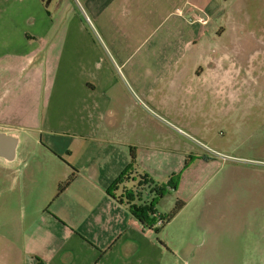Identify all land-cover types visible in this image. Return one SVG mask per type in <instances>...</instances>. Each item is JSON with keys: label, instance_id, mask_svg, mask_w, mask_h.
Wrapping results in <instances>:
<instances>
[{"label": "crops", "instance_id": "obj_1", "mask_svg": "<svg viewBox=\"0 0 264 264\" xmlns=\"http://www.w3.org/2000/svg\"><path fill=\"white\" fill-rule=\"evenodd\" d=\"M47 1L0 0V132L17 137L18 149L28 130L74 134L100 154L80 157L72 166L49 157L48 171L41 168L39 174L15 169L24 157L0 158V197L10 196L11 214L4 219L0 213V264H178V252L155 231L148 234L110 194L122 195V188L113 192V186L131 172L136 179L140 174L158 183L162 179L141 158L143 148L158 146L146 143L130 124L137 104L123 114L113 107L110 91L115 66L122 63L130 65L135 85L141 67L149 68L150 85L140 94L155 98L162 82L150 69L161 68L157 52L163 45L148 44L146 37L159 33L173 16L164 12L172 0H51L48 6ZM185 1L204 17L215 13L213 0ZM173 17L170 35L179 30ZM202 80L217 82L216 93L226 99V71ZM20 209L21 220L14 219Z\"/></svg>", "mask_w": 264, "mask_h": 264}, {"label": "rangeland", "instance_id": "obj_2", "mask_svg": "<svg viewBox=\"0 0 264 264\" xmlns=\"http://www.w3.org/2000/svg\"><path fill=\"white\" fill-rule=\"evenodd\" d=\"M213 1L215 13L205 12L204 17L185 0H172L164 12L178 17L179 30L170 35L172 16L159 33L147 35L146 43L163 45L157 52L161 68L150 69L162 82L154 99L140 94L150 85L149 68L141 67L135 85L130 65L124 68L122 63L115 66L110 94L113 107L123 114L137 104L130 124L140 129L137 133L146 143L158 146L156 151L143 148L144 166L162 178L161 184L173 180L178 187L167 189L158 211L169 215L178 201L186 204L155 233L178 252V264H264V0ZM193 12L208 24L191 25ZM171 43L177 48L171 49ZM224 71L225 100L216 93L217 82L202 80ZM172 81L177 82L173 88ZM21 142L17 155L26 160L14 166L20 173L47 172L49 157L70 164L100 154L81 145L74 134L43 128L28 130ZM9 199L0 197L4 219L11 218ZM20 213L14 211L13 218L21 220Z\"/></svg>", "mask_w": 264, "mask_h": 264}, {"label": "trees", "instance_id": "obj_3", "mask_svg": "<svg viewBox=\"0 0 264 264\" xmlns=\"http://www.w3.org/2000/svg\"><path fill=\"white\" fill-rule=\"evenodd\" d=\"M134 151L135 149L132 151L133 160L136 159ZM132 175V172L125 174L114 184L113 192L122 188L123 193L120 197L112 192L110 194L120 203L125 204L132 215L145 228H153L158 221L156 216H159L163 221V225L156 228L155 232L160 233L185 208L186 204L183 201H178L169 215L159 214L157 210V205L165 197L167 189L177 190L178 187L173 184V180L170 181L169 185H163L154 181L147 174H140L139 179L132 178ZM65 186L60 189V194L64 192Z\"/></svg>", "mask_w": 264, "mask_h": 264}, {"label": "water", "instance_id": "obj_4", "mask_svg": "<svg viewBox=\"0 0 264 264\" xmlns=\"http://www.w3.org/2000/svg\"><path fill=\"white\" fill-rule=\"evenodd\" d=\"M50 1H47V6ZM18 146L19 139L17 137L0 132V158L6 159L7 161H14L17 156Z\"/></svg>", "mask_w": 264, "mask_h": 264}, {"label": "built area", "instance_id": "obj_5", "mask_svg": "<svg viewBox=\"0 0 264 264\" xmlns=\"http://www.w3.org/2000/svg\"><path fill=\"white\" fill-rule=\"evenodd\" d=\"M190 21L192 23L198 22V23L202 24L203 26L208 24V21L205 18H203L201 15H198L195 12L191 13ZM156 217L158 219L157 224L155 226H153V228H146L148 234L154 232L156 228H159L163 225V221L159 218V216H156Z\"/></svg>", "mask_w": 264, "mask_h": 264}]
</instances>
